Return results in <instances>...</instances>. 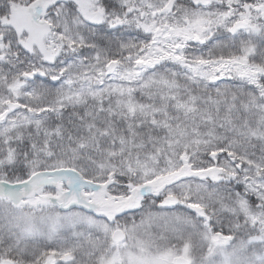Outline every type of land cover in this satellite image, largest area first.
<instances>
[{"label":"snow or ice","instance_id":"6c2138e0","mask_svg":"<svg viewBox=\"0 0 264 264\" xmlns=\"http://www.w3.org/2000/svg\"><path fill=\"white\" fill-rule=\"evenodd\" d=\"M0 264H264V0H0Z\"/></svg>","mask_w":264,"mask_h":264}]
</instances>
